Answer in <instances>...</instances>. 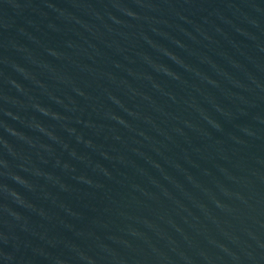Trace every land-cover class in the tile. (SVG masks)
I'll use <instances>...</instances> for the list:
<instances>
[{
  "label": "water",
  "instance_id": "95a60500",
  "mask_svg": "<svg viewBox=\"0 0 264 264\" xmlns=\"http://www.w3.org/2000/svg\"><path fill=\"white\" fill-rule=\"evenodd\" d=\"M0 264H264V0H0Z\"/></svg>",
  "mask_w": 264,
  "mask_h": 264
}]
</instances>
